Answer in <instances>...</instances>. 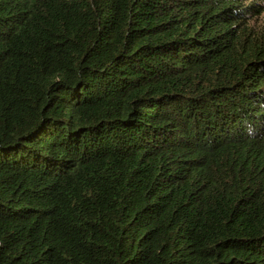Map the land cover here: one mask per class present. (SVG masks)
<instances>
[{
  "label": "trees",
  "instance_id": "trees-1",
  "mask_svg": "<svg viewBox=\"0 0 264 264\" xmlns=\"http://www.w3.org/2000/svg\"><path fill=\"white\" fill-rule=\"evenodd\" d=\"M0 264H264V0H0Z\"/></svg>",
  "mask_w": 264,
  "mask_h": 264
}]
</instances>
